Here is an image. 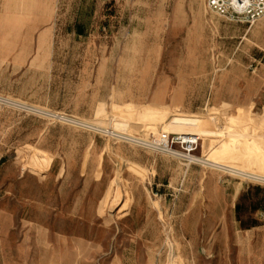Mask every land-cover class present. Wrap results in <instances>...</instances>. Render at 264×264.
I'll return each instance as SVG.
<instances>
[{"label": "rangeland", "instance_id": "374dc122", "mask_svg": "<svg viewBox=\"0 0 264 264\" xmlns=\"http://www.w3.org/2000/svg\"><path fill=\"white\" fill-rule=\"evenodd\" d=\"M170 132L203 134L197 154L220 167L138 140ZM164 158L193 205L144 189ZM248 186L264 188V18L0 0V264H264V208L241 214L252 228L236 211Z\"/></svg>", "mask_w": 264, "mask_h": 264}, {"label": "built area", "instance_id": "2783aa9c", "mask_svg": "<svg viewBox=\"0 0 264 264\" xmlns=\"http://www.w3.org/2000/svg\"><path fill=\"white\" fill-rule=\"evenodd\" d=\"M210 11L233 21L255 24L264 18V0H207ZM130 139L129 137H125ZM133 140V139H132ZM141 140L146 147L183 160L186 165L203 164L220 167L205 155L197 154L200 135L170 132L154 140Z\"/></svg>", "mask_w": 264, "mask_h": 264}, {"label": "crops", "instance_id": "0c3cea01", "mask_svg": "<svg viewBox=\"0 0 264 264\" xmlns=\"http://www.w3.org/2000/svg\"><path fill=\"white\" fill-rule=\"evenodd\" d=\"M166 160V165L160 164L154 159V162L152 164H145L144 168H147L151 172V177L150 181L145 183L144 189H151L154 192L155 197L158 195L156 193H161L160 191H172L170 193H167V195L171 197H167L161 194V197L157 199L162 203V204H169L172 206H177L178 204H194L193 203V198H188V200H184L182 202V196L184 194L182 192H187L188 190V182L185 180L178 181V175L180 176V172L178 171V167L175 161H172L171 159L164 158ZM185 172V171H184ZM161 174H163L165 177L162 179ZM186 174V172H185ZM149 183V185H148ZM142 183H140L141 185ZM139 185V184H138ZM158 191V192H157ZM182 191V192H181ZM209 200V199H208ZM202 200H199L196 204L202 205ZM134 204H141V202H134Z\"/></svg>", "mask_w": 264, "mask_h": 264}, {"label": "trees", "instance_id": "16d2710c", "mask_svg": "<svg viewBox=\"0 0 264 264\" xmlns=\"http://www.w3.org/2000/svg\"><path fill=\"white\" fill-rule=\"evenodd\" d=\"M264 192V188L260 186H248L243 192L241 193L238 203L236 205V211L238 213V220L241 222L243 228H252L254 226H257V222H246L244 219L241 217V214L245 210V208L249 209H261L262 207L264 208V196L259 198L256 203H254L252 200H254L255 192ZM249 201L248 206H246L245 201Z\"/></svg>", "mask_w": 264, "mask_h": 264}, {"label": "bare ground", "instance_id": "6f19581e", "mask_svg": "<svg viewBox=\"0 0 264 264\" xmlns=\"http://www.w3.org/2000/svg\"><path fill=\"white\" fill-rule=\"evenodd\" d=\"M183 134H187V135H201V136H203V134H201V133H183Z\"/></svg>", "mask_w": 264, "mask_h": 264}]
</instances>
